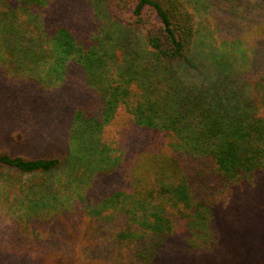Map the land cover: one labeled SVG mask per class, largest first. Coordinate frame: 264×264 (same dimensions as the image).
Wrapping results in <instances>:
<instances>
[{
	"label": "trees",
	"instance_id": "16d2710c",
	"mask_svg": "<svg viewBox=\"0 0 264 264\" xmlns=\"http://www.w3.org/2000/svg\"><path fill=\"white\" fill-rule=\"evenodd\" d=\"M88 1L105 18L94 27L80 22L78 0H0V75L12 80L0 88L14 100L12 111L41 112L46 122L69 127L71 141L68 152L49 156L0 148V164L23 173L72 167L88 180L97 170L119 177L125 188L97 212L119 211L112 222L96 217L115 228L103 251L120 264H166L179 220L206 229L205 213L219 216L233 187L264 186V47L254 81L228 70L186 80L195 66L180 64L199 32L188 1ZM130 28L148 46L131 40ZM251 34L264 40V21L224 43L241 46ZM11 138L25 142L20 132ZM44 264L108 263L66 257Z\"/></svg>",
	"mask_w": 264,
	"mask_h": 264
},
{
	"label": "rangeland",
	"instance_id": "374dc122",
	"mask_svg": "<svg viewBox=\"0 0 264 264\" xmlns=\"http://www.w3.org/2000/svg\"><path fill=\"white\" fill-rule=\"evenodd\" d=\"M78 1L84 7L82 24L94 27L104 21L102 17L98 20L88 0ZM186 1L196 14L199 32L193 51L180 64L195 66L185 79L202 81L209 73L214 79L220 70H228L236 77L244 74L256 80L258 70L263 71L256 59L264 40L258 41L251 34V42L241 46L224 42L264 21V0ZM90 2L95 4L97 0ZM128 31L131 40L142 39L148 46L143 32L133 28ZM202 50L204 56L199 57ZM11 82L0 75V85ZM11 99L0 88V148L13 154L47 156L69 151V127L46 122L37 110L30 114L21 109L12 111ZM19 101L15 102L22 105ZM17 132L25 136V142L12 140V134ZM73 171L72 167H64L23 173L0 164V264H44L48 259L66 257L120 264L112 250L103 251L112 244L108 234L115 228L105 221L99 224L96 217L111 222L118 217L119 211L113 207L97 212L103 200L125 188V184L119 177L110 180L100 170L90 180ZM218 208L217 217L205 213L207 221L211 219L206 229H196L186 220H179L174 227L175 245L167 254L166 264H264V186L257 181L235 186ZM87 234H94L95 240ZM91 241L96 246H90Z\"/></svg>",
	"mask_w": 264,
	"mask_h": 264
}]
</instances>
